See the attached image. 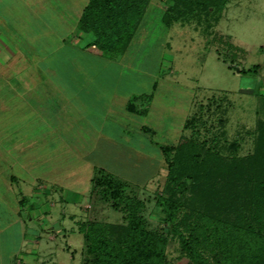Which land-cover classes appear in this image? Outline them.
I'll return each instance as SVG.
<instances>
[{
  "label": "rangeland",
  "instance_id": "374dc122",
  "mask_svg": "<svg viewBox=\"0 0 264 264\" xmlns=\"http://www.w3.org/2000/svg\"><path fill=\"white\" fill-rule=\"evenodd\" d=\"M28 1L26 6V0H0V19L8 22L4 26L1 19V38L10 36L14 52L10 63H0V225L18 217L28 225L27 238L30 230L41 236L42 247L35 248L38 264H91L83 234L104 230L116 243L114 247L121 249L124 245L118 241L133 215L146 230L167 239L171 261L187 264L173 226L158 205L159 199L172 204L182 198L179 219L189 221L198 209L210 216L220 214L238 243L248 242L251 235L243 236L241 231L238 235L230 226L247 224L233 206L257 177L248 158L259 148L257 128L264 121V0H228L219 20L212 15L207 19L192 16L190 6L182 8L186 16L181 20L174 15L182 7L179 0H146L137 31L117 64L105 59L87 61L77 53H67L75 59L72 63L51 57L50 64L70 77L75 71L92 74L69 80L80 90L94 91L91 84L98 72L106 71L99 80L104 93L116 89L114 107L121 112L117 118L113 110L104 116L99 92L88 96L100 100V108L91 104L88 111L82 104L85 96L79 93L70 98V91L62 90L67 79L63 87L57 79L65 75L59 74L53 86L38 85L22 92V67L31 65L22 63L23 36L27 42L34 40V45L36 39L49 42L44 33L56 19L52 11L58 7L54 0ZM61 4L59 9L65 11L66 5ZM169 13L172 21L165 23ZM78 32L79 43L93 39L91 33ZM134 97L137 110L127 111L126 102ZM81 105L83 119L95 116L97 123L103 122L100 139L95 140L83 119L77 122L81 117L72 107ZM95 109L101 113L94 115ZM186 140L203 151L208 167L216 165L206 171L208 187L203 182L190 185L183 194L174 193L168 186V166L160 146H188ZM255 161L259 181L264 178L260 172L264 161ZM25 163L36 166L24 170ZM93 165L123 183L118 205L94 186L97 170ZM13 174L15 181L9 179ZM198 190L209 198V207L197 196ZM208 252L214 263L229 264L221 247Z\"/></svg>",
  "mask_w": 264,
  "mask_h": 264
},
{
  "label": "trees",
  "instance_id": "16d2710c",
  "mask_svg": "<svg viewBox=\"0 0 264 264\" xmlns=\"http://www.w3.org/2000/svg\"><path fill=\"white\" fill-rule=\"evenodd\" d=\"M227 1L194 0L193 2V0H179L178 4L182 7L179 8L178 6L174 15H178V19L183 20L186 13L182 12V8L190 6L192 9L189 13L194 14L192 16L203 15L207 19L212 15L216 20H219ZM145 4H147L146 0H89L77 24L78 31L81 30L86 34L91 33L93 35V39L84 49L111 60H120L119 57L125 54L137 31L141 16L140 11ZM210 7L211 11H209ZM171 15L169 13L168 16H165V23H169V20L172 21ZM254 67L258 69V65ZM245 73L247 72L245 71ZM257 129L259 148L255 155L248 158V164L252 167L251 173H256V182L253 187L244 188L241 196L238 195L240 199L237 205L233 206L234 212L240 213L247 224L244 225L240 222L230 224V228L235 233L238 234L241 231L242 233L239 234L243 236L251 235V238L247 240L248 242L244 241L247 248H244V242L239 244L238 238L233 237L235 234L224 227L229 224L226 225V220H223L220 214L210 216L207 211L198 209L199 211L195 216L193 213L192 216L194 217L189 221H183L182 218L179 219L178 214L181 208L180 203L182 205L183 202L182 198L176 199L177 202L172 204H168L165 198L159 199L158 205L163 208L166 221L173 226L175 237L179 241L180 251L188 259L187 264H217L216 261L213 262L208 252L209 249L217 246L224 249L229 264H256L259 260L264 263V249L261 246L262 241H264V178L258 181L260 173L255 172L254 169V163L258 161L254 162V160L260 158L264 161V121L259 123ZM185 144L188 146L183 144L178 147L160 146L168 166V186L174 189V193L179 191L183 194L190 185L199 186L208 177L205 176L207 175L206 171L212 170V167L216 165L208 167L205 157L202 156L203 151L198 150L195 144L189 143L187 140ZM174 152L175 154L172 155ZM260 172L263 175L264 163ZM93 183L98 189H103L104 194L108 193L115 200L116 205L119 204L123 186L121 181L115 179L105 169L100 168L96 171ZM204 184L209 186L205 182ZM199 192L201 193L198 190L197 196L205 203V207H209V198L202 196ZM243 225L247 227L243 228ZM125 228V236L118 241L122 246L124 245L121 249L114 247L116 243H112L105 233L106 231L100 229L98 234L95 229L86 231L83 236L86 243V253L91 255L89 263L175 264L169 259L168 252H166L167 239L165 237L156 236L146 230L133 215L129 218V223Z\"/></svg>",
  "mask_w": 264,
  "mask_h": 264
},
{
  "label": "crops",
  "instance_id": "0c3cea01",
  "mask_svg": "<svg viewBox=\"0 0 264 264\" xmlns=\"http://www.w3.org/2000/svg\"><path fill=\"white\" fill-rule=\"evenodd\" d=\"M56 2V6H58L57 8H55V10L52 11V14L54 15L53 19L56 16L55 20H51L49 23V28L48 30H46V32L44 33V39L46 41L49 42H43L41 39H36L37 44H33L34 40H31L30 42H27V38L26 36H23V40H22V63L23 64H31L30 66H27L25 68L22 67V69H25V71L22 72V92H26L29 90H35V86L37 87L38 85H44L45 86H49V84H51L52 86L54 85L52 82L53 80L56 79V77H59V74L61 75H65L63 77L57 78V79H61L62 80V87L63 84L65 83V80L63 79H67V86L63 89H66L68 91H70V93L72 94V96L70 98H76L79 93L80 96L83 95L85 96L84 100L82 101L83 106H85L84 108L88 111V109H90L89 107H91L92 105H96L98 106V108H100L99 106H101L99 104V102H95L93 97H89L88 95H91L95 92H99V94L102 95V100L101 102H103V104H105V109L103 110L104 116L108 115L110 112H112V110L114 112H112L114 117H120L121 116V112L118 113V111L116 110V107H114L116 105L115 103V95H116V89L112 88L111 92H108V94L106 95L104 93V83H102L99 79H104V74L107 72L103 71V72H98L99 76L95 78V80L93 81V83L91 84V88L94 91H87V88H83L80 90L79 87H76V83H73L69 80L71 79H87V77L92 76V74H88V72H78L75 71L71 74L72 77H70L69 74H67V72H60L59 68H57V66L53 67L51 63V61H49L50 59H52L51 57L53 56H57L58 58H64L66 62L68 63H72L75 59L71 56H69L71 53H77L78 56H81V58H83L84 60L86 59L87 61L90 60H110L111 63H116L117 64V60H111L105 57H102L100 55L91 53L90 51L84 49L85 46L88 44V42L90 41L88 38V41L86 40L85 42L82 39L81 43H79L76 40V37L81 36L78 32V28H77V24H78V20L82 14V11L84 9V7L87 5L89 0H85V2L83 4H79L78 1L76 0H54ZM66 1V2H64ZM26 6L29 3L28 0H26ZM66 5V10H62L59 9L60 5L62 6ZM32 5V4H30ZM2 19V18H1ZM0 19V22H1ZM54 21V23H53ZM59 22V23H57ZM2 25L6 26V23H8L6 20L2 19ZM58 24H61V26H59ZM67 27L69 28V30L67 29V32H69V34H67V32L65 31V29H61ZM5 31V30H4ZM7 33L10 32V30H6ZM3 35V34H2ZM0 33V63H10V56H12L14 54V52H12L11 50V45H10V36L6 35L7 39H2L1 37H3ZM80 37V38H81ZM4 38V37H3ZM9 38V39H8ZM6 40V42L4 41ZM44 41V40H43ZM38 47V49L35 51L34 48ZM46 47L48 49H46ZM5 48H7V50H5ZM67 48V49H66ZM29 49L28 52H23V50ZM69 51V52H68ZM67 53L69 55H67ZM26 57V58H25ZM104 60V61H105ZM45 62H49L50 66L47 67H42L40 66V64H45ZM58 64V63H56ZM55 75V78L52 76ZM101 75V76H100ZM11 77H7L6 80L10 81ZM92 78V77H91ZM116 78V77H115ZM91 82V81H90ZM89 83V82H88ZM90 84V83H89ZM56 87L60 88L58 86V83H56ZM155 88V86H154ZM76 96V97H75ZM88 99V100H85ZM138 98L134 97L133 99H129L126 102V110L130 111V112H136L135 110H137L136 104L134 102H136ZM54 100H52L53 102ZM109 101V103H108ZM134 101V102H133ZM108 104H107V103ZM86 103L88 105H86ZM90 104V106H89ZM118 104V103H117ZM58 107V106H57ZM56 107V108H57ZM93 107V106H92ZM113 109H112V108ZM76 108V115L80 116V120L78 119L77 122H82L81 120L83 119L84 115L81 114V112H84V109L81 106H74L72 107ZM83 109V110H82ZM85 110V111H86ZM94 110V109H93ZM100 110V109H99ZM71 111V110H70ZM95 111H97L96 114L94 115H98L99 112L97 109H95ZM101 111V110H100ZM87 115V114H86ZM90 115V114H89ZM93 118H95V116H87V121L85 119L84 122H87V128L91 131V134H93V137L95 138V140L100 139V125L103 122H99L97 123ZM146 126V125H145ZM143 126V127H145ZM147 128V127H146ZM40 165L42 163H39ZM33 166H36V163H32V166H27L26 163L22 164V169H30ZM42 166V165H41ZM95 167V170H97L99 167H97L96 165H93V168ZM34 168V167H33ZM12 174V173H11ZM15 174V173H14ZM10 175L9 179L10 180H14L15 181V175ZM92 179V177H91ZM36 180H40L39 178H35L34 181ZM92 181V180H91ZM45 182V181H44ZM50 183V182H48ZM47 183V184H48ZM52 183V182H51ZM53 184V183H52ZM59 186V185H58ZM74 192V191H73ZM22 220L17 219L14 220L12 223H3V225H0V264H38V251H36L35 248H39L40 246L42 247L41 243L43 242L41 239V236L38 235L35 231L30 230V236L27 238V231L28 229V225H26V223H24V225L22 226Z\"/></svg>",
  "mask_w": 264,
  "mask_h": 264
}]
</instances>
